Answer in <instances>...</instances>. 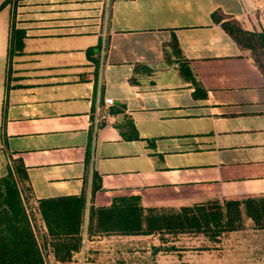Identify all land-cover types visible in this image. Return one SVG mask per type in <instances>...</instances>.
<instances>
[{"label":"crops","instance_id":"crops-1","mask_svg":"<svg viewBox=\"0 0 264 264\" xmlns=\"http://www.w3.org/2000/svg\"><path fill=\"white\" fill-rule=\"evenodd\" d=\"M17 1L3 0L14 12L9 41L16 29L26 38L6 72L0 129L6 154L26 169L44 248L52 246L39 202L84 188L88 209L116 198L181 208L264 197V74L224 28L236 21L264 32V0ZM107 99L112 124L96 127ZM94 173L102 189L92 196ZM234 233L90 237L85 226L73 258L111 243L121 260L113 264H130L140 241L164 264L167 254L186 253L162 249L182 236H203L214 248ZM198 247L179 264H227L229 254Z\"/></svg>","mask_w":264,"mask_h":264},{"label":"trees","instance_id":"trees-1","mask_svg":"<svg viewBox=\"0 0 264 264\" xmlns=\"http://www.w3.org/2000/svg\"><path fill=\"white\" fill-rule=\"evenodd\" d=\"M7 6L4 3L0 11ZM217 12L214 14V19ZM240 47L264 74V32H250L236 21L224 25ZM26 32L14 30L10 39V55L24 48ZM136 70V69H135ZM183 79H192L187 64H180ZM28 185L24 190L23 184ZM87 185V184H86ZM97 174H93L92 196L101 190ZM32 190L22 160H15L5 177L0 178V264H46L36 218L29 208ZM51 246L59 263L71 261L81 251L86 226L88 236L136 237L159 234H203L216 238L223 233L240 231L244 219L264 231V197L242 201H207L181 208H145L139 197L116 198L107 208L87 206V189L79 197L42 200L38 204ZM89 214L88 223L86 214ZM96 220V226L91 222Z\"/></svg>","mask_w":264,"mask_h":264},{"label":"rangeland","instance_id":"rangeland-1","mask_svg":"<svg viewBox=\"0 0 264 264\" xmlns=\"http://www.w3.org/2000/svg\"><path fill=\"white\" fill-rule=\"evenodd\" d=\"M16 0V5H17ZM3 5V0H0V7ZM14 12L11 8V6H8L7 8L0 11V99L3 98L5 93V86L8 75L6 76L7 70L10 68L11 65V55H10V41H9V22H10V15L13 16ZM11 39V37H10ZM250 53V52H249ZM251 55V53H250ZM4 136L2 134V131L0 129V178L5 177L8 172L9 168L14 167V162L9 155L6 154L5 149L6 146L4 144ZM24 190L28 187L25 183L23 186ZM248 219H244L243 221V228L238 231L237 233H234L231 235H226L224 244L217 247H213L212 244H206L205 237L203 236H190L193 238V240H189V236H182L185 239L182 240V243L174 244L166 246L162 249H164V252L166 250H174L176 252H186V253H174V254H167L169 258H166V263L164 264H179V260H186L184 257H188L190 251L194 249L195 246L198 247V252L205 251V253H210L214 255L215 257L219 256L221 253L229 254V260L227 264H264V232H259L256 227H254V224L251 222H248ZM41 234H39L40 236ZM177 238V237H176ZM169 240H173V237H169ZM179 241V240H178ZM195 242V244H194ZM109 244L111 243H105L102 246V250H99L98 244H92L90 246V252L88 254H85L84 256L79 255L77 257H72L71 261H68L67 263H59L57 262V259L55 257V253L53 252V249L50 251L48 250V247L44 248L42 245L43 254L46 258V264H113L120 262L121 260H118V256H114L111 253L108 252ZM133 254L131 255V259H129L128 263L130 264H157L155 261L158 258L154 257V254L152 253L151 249H142V247L139 245L140 241H133ZM138 244V245H137ZM210 245V247H208ZM183 246H186V249H181ZM178 247L180 249H178ZM149 248V246H148ZM196 251V252H197ZM51 252L53 253L52 255ZM148 252V254H146ZM193 252V251H192ZM191 252V253H192ZM195 252V251H194ZM54 255V256H53ZM160 255V254H159ZM158 255V256H159ZM166 255V254H163ZM173 255V256H172ZM191 255V254H190ZM233 256V257H232ZM162 264V263H160Z\"/></svg>","mask_w":264,"mask_h":264},{"label":"built area","instance_id":"built-area-1","mask_svg":"<svg viewBox=\"0 0 264 264\" xmlns=\"http://www.w3.org/2000/svg\"><path fill=\"white\" fill-rule=\"evenodd\" d=\"M114 106V101L112 99H107L105 101L104 107H97L96 111V127L104 122L106 125L112 124V116L110 113L111 108Z\"/></svg>","mask_w":264,"mask_h":264}]
</instances>
